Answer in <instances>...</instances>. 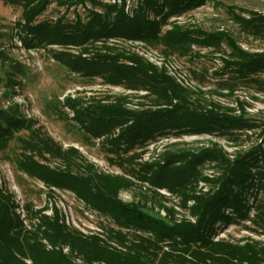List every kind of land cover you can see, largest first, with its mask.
<instances>
[{"label": "trees", "instance_id": "obj_1", "mask_svg": "<svg viewBox=\"0 0 264 264\" xmlns=\"http://www.w3.org/2000/svg\"><path fill=\"white\" fill-rule=\"evenodd\" d=\"M3 1L22 8L16 26L28 48L59 46L48 49L59 66L124 94L105 102L74 97L62 102L85 140H101L113 155L106 161L122 174H104L91 165L73 172L80 168L76 150H62L33 122L0 110V151L16 140L20 171L49 189L71 192L111 223L101 234L86 235L67 226L56 209L46 215L47 208L25 205L21 218L14 198L0 188V264H264V245L217 238L243 222L264 233V202L257 199L264 193V122L248 114L243 102L222 106L204 100L203 92L187 90L163 68L114 43L141 44L165 58L186 57L195 46L223 55L213 72L217 90L208 92L223 98L233 97L241 86L264 93V52L245 51L222 31L178 25L177 18L209 0ZM53 2L67 9L82 5L86 17L37 21ZM232 19L247 36L264 39V15L233 14ZM22 131L26 137L18 135ZM168 135L211 136L233 151L211 142L197 150H164L144 161L140 152L130 153ZM50 159L65 169L52 168ZM206 167L215 174L205 175ZM137 184L154 189L160 199L156 189L178 198V207L192 220L176 219L174 209L162 204L163 217L147 202L122 201L120 193Z\"/></svg>", "mask_w": 264, "mask_h": 264}, {"label": "rangeland", "instance_id": "obj_2", "mask_svg": "<svg viewBox=\"0 0 264 264\" xmlns=\"http://www.w3.org/2000/svg\"><path fill=\"white\" fill-rule=\"evenodd\" d=\"M86 4L89 3L86 1ZM21 12L20 6L8 5L0 0V110H9L20 118L33 122L35 128H40L60 145L62 150L70 148L76 150V164L80 168L73 167V172H80V169L83 170L85 166L91 165L104 174H122L121 170L106 161L113 155L102 146L101 140H85L78 131L77 125L71 120V112L63 108L62 102L67 97L79 98L82 102L92 100L105 102L107 97L124 94V91L119 87H106L100 79L88 80L70 74L50 56L49 50H60L59 46H51L45 50L28 48L16 26L21 20ZM249 13L264 15V0H209L202 7L177 18V22L185 28L225 32L243 50L264 52V39L247 36L232 19L233 14L248 17ZM76 14L81 18L86 17V11L82 5L78 4L76 7L67 9L65 5L58 6L53 2L44 14L37 18V21L54 19L62 15H65L68 20H74ZM114 44L119 47H128L149 63H154L153 65L157 68L168 71L179 80V85L187 90L203 92L204 100L211 99L222 106L235 105L238 101L243 102L248 114L264 122V93H258L254 87L241 86L231 98L208 93L217 90L218 77L214 76L213 72L220 67L219 58L223 55L215 54L211 49L195 46L186 57L172 55L165 58L156 50L141 44L122 41H115ZM71 48L75 51L73 47ZM223 50L228 53L225 47ZM159 57L163 58L165 67L163 64L157 65ZM261 78L264 79V75ZM131 99L135 101V98ZM18 135L26 137L27 133L22 131ZM211 142L218 143L229 154L233 151L227 142L211 136L182 135L177 138L168 135L159 137L141 148L136 147L130 153L140 152L141 160L144 161L155 158L164 150H197ZM241 142L245 147L249 144L243 139ZM21 152L16 140L10 142L5 150L0 151V188L14 198L15 204L18 205L16 212L20 213L21 218L23 214L21 207L28 205L32 210L47 208L46 215H51L56 209L67 226L82 234H101V228L110 227L108 226L110 221L78 200L71 192L52 187L49 189L37 179L20 171L17 168V162ZM47 164L52 168L65 169V166L57 160L50 159ZM213 172L215 174L216 171L208 167L204 168V174L207 176ZM200 186L202 187L203 184ZM154 192L155 190L147 185L137 184L129 191H122L119 197L124 202L139 200L147 202L154 213H158L161 217L165 214L159 209V204L174 209L176 219L192 220L178 207V198L164 190L156 189L162 197L160 199ZM257 199L264 202V193H258ZM26 224H28L27 221ZM217 238L231 243L242 244L253 241L264 245V233L259 226L251 222L230 225L220 231Z\"/></svg>", "mask_w": 264, "mask_h": 264}, {"label": "built area", "instance_id": "obj_3", "mask_svg": "<svg viewBox=\"0 0 264 264\" xmlns=\"http://www.w3.org/2000/svg\"><path fill=\"white\" fill-rule=\"evenodd\" d=\"M104 1H106V2H111V3H114L115 1H119V0H104ZM163 58L162 57H159V62H157L158 64V66H161L162 64H163V66L165 67V65H164V63H163V60H162ZM152 63V62H151ZM154 64V63H153ZM156 65V64H155ZM166 73H167V75H169V76H171L175 81H177V83H179V80L174 76V75H171V74H169V72L168 71H166ZM180 84V83H179ZM67 249L65 248L64 249V251L65 252H67L66 251Z\"/></svg>", "mask_w": 264, "mask_h": 264}]
</instances>
